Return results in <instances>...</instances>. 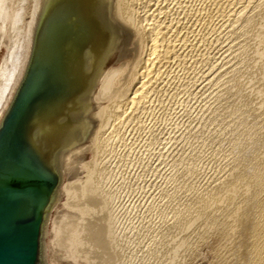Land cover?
Wrapping results in <instances>:
<instances>
[{"label":"water","instance_id":"1","mask_svg":"<svg viewBox=\"0 0 264 264\" xmlns=\"http://www.w3.org/2000/svg\"><path fill=\"white\" fill-rule=\"evenodd\" d=\"M148 0H0V264H125L105 235Z\"/></svg>","mask_w":264,"mask_h":264},{"label":"rangeland","instance_id":"2","mask_svg":"<svg viewBox=\"0 0 264 264\" xmlns=\"http://www.w3.org/2000/svg\"><path fill=\"white\" fill-rule=\"evenodd\" d=\"M150 1H147L145 7L147 11L144 9L146 15L152 13V10L156 12L159 9L157 6L161 8L163 4L162 8L168 10L166 12L169 14L165 22H171L170 27H173L174 21L179 20L175 25L177 32L173 33L172 39L176 37L177 41L173 39L175 44L184 39L180 42L182 45H179L184 46V49L180 50L179 61L173 59L170 66L162 69L164 71L159 76L162 78L154 85L152 95L149 94L136 110L127 111L125 119L119 122L121 130L117 134L118 145L108 198L109 214L112 217L110 220L114 221L110 222L113 226L111 229L123 244L122 255L129 262L127 264H253L255 257L252 256L256 255L251 246V224L256 219L254 208L257 201L254 198L256 195H252L255 193L252 189L257 186L252 181L255 168L258 167L256 164L264 154V92L260 89L264 87V41L261 39L262 34L257 33L263 32L264 7L258 13L251 11L257 2L251 5L247 3V6L244 4L247 0ZM152 6L157 8L152 9ZM251 13L255 22L251 21ZM258 14L263 16L260 18ZM236 15L240 16L237 18ZM248 23H253L255 28L250 34ZM250 35H255L260 41ZM254 41L258 44L257 48ZM259 47L263 51L261 60L259 54L262 52H257ZM255 54L259 59H255ZM254 62H258L259 70L258 67L253 68L256 66ZM234 175L240 178L238 183L242 194L237 190L238 194L235 192L234 196L229 195L231 205L236 208L230 205L224 210L231 214V230L224 236L225 240L223 236L214 233L215 226L211 225L210 228L208 220H201L203 224L197 218L193 220L199 225L192 220L190 224L193 225L188 226L191 230L184 228L186 234L183 233V227L175 223L180 215L178 213H188L186 210L190 205L193 208L195 197L214 187L219 189L220 184L223 186L224 181ZM251 183L255 188H252ZM233 199L237 200L236 203L242 202V208L239 204L235 205ZM221 210L215 213L214 210L213 214L217 215ZM173 225L179 227L177 230L182 228L180 234ZM208 231L214 234L206 233ZM207 234L209 237H205ZM200 235L206 238L203 239L205 242L198 239Z\"/></svg>","mask_w":264,"mask_h":264},{"label":"bare ground","instance_id":"3","mask_svg":"<svg viewBox=\"0 0 264 264\" xmlns=\"http://www.w3.org/2000/svg\"><path fill=\"white\" fill-rule=\"evenodd\" d=\"M155 1V0H154ZM183 1V0H182ZM216 1V0H215ZM217 1H219V0H217ZM239 1V0H238ZM152 2V0L150 1V3ZM213 2V1H212ZM241 2V1H240ZM244 2V1H243ZM253 2H257V4H252V5H254V6H252V9H251V11L253 12V11H257L258 13H260V11H261V9L264 7V0H247V2L246 3H244V4H246L247 5V3L248 4H250V3H253ZM179 3V2H178ZM221 3H223V2H221ZM220 3V4H221ZM228 3V2H227ZM156 4H158V3H156ZM225 4V3H224ZM155 5V4H154ZM163 5V4H162ZM162 5H161V8H160V6L158 5L157 7H159V9L158 10H156V12L154 11V10H152V13H150V14H148V15H146V11L144 10L143 11V13H142V15H141V19H140V21H139V24H138V27H137V29H136V33H135V35H134V37H133V39H132V41H131V43H130V46H129V48H130V51H129V56H128V61H127V63H128V66H127V70H126V75H125V78H126V81H125V86H124V91H123V93H124V96H123V101H122V105H121V108H122V110H121V115H120V120H119V122L122 120V119H125L124 117H125V115H127L126 114V112L127 111H129L130 110V112H131V110L133 111V110H136L137 109V106L138 105H141V103L144 101V100H146V98L149 96V94H151V91H153V88H154V85H156V83H157V81L158 82H160L159 80L162 78H160L159 76H160V74H161V72L162 71H164V70H162V69H164V68H166V66L168 65V66H170L169 64L171 63V61L173 60V59H176L177 61H179L180 60V58H181V54H180V50H182V49H184L183 47H179V45L181 46L182 44V42H183V37H181L183 40H182V42H181V40H179V42H177V44H175L173 41L176 39V37H175V39L173 40L172 39V36H174V34H175V32H177L176 31V29H178L177 27H175V25H177L176 23H178L179 22V20H177L178 22H176V21H174L175 23H173L174 25H173V27H170V24H171V22H170V24H169V22L168 23H166L165 21H166V19H167V14H168V12H166V11H168V10H164L163 8H162ZM183 5V4H182ZM218 5H219V3H218ZM246 5H244L245 7V9L247 10V6ZM251 5V4H250ZM178 6H179V4H178ZM149 7H150V5H149ZM153 7V6H152ZM156 7V6H155ZM156 7V8H157ZM164 7V6H163ZM190 7V6H189ZM212 7V6H211ZM224 7V6H223ZM156 8H152V9H156ZM166 8H168V6L166 7ZM169 10H170V8H168ZM173 9V8H172ZM242 9V11H244L243 10V7L241 8ZM149 10V9H148ZM151 10V9H150ZM178 10V9H177ZM199 10V9H198ZM264 10V9H263ZM153 11H154V13H153ZM173 11V10H172ZM215 11V10H214ZM250 11V10H249ZM249 11H247V12H249ZM150 12V11H149ZM188 12V11H187ZM195 12V11H194ZM201 12V11H200ZM208 12V11H207ZM239 12H240V10H239ZM256 12V13H257ZM263 12V11H262ZM172 13V12H171ZM193 13V12H192ZM237 13H238V11H237ZM191 14V13H190ZM201 14V13H200ZM212 14V13H211ZM239 14V13H238ZM169 15V14H168ZM173 15L174 16H176L175 14H174V12H173ZM172 15V16H173ZM181 15V14H180ZM188 15V14H187ZM251 15V18H253L252 17V13L250 14ZM262 14H258V16H260V18L264 15V13H263V15L261 16ZM170 16H171V14H170ZM173 16V17H174ZM195 16V15H194ZM201 16V15H200ZM224 16V15H223ZM230 16V15H229ZM237 16V15H236ZM238 16H240V15H238ZM238 16H237V18H238ZM254 16V15H253ZM178 17V16H177ZM176 17V18H177ZM207 17V16H206ZM211 17V16H210ZM216 17V16H215ZM264 17V16H263ZM169 18V17H168ZM185 18V17H184ZM226 18H228V17H226ZM235 18V17H234ZM256 18H257V16H256ZM170 19V18H169ZM178 19V18H177ZM186 19V18H185ZM193 19V18H192ZM240 19V18H239ZM258 19V18H257ZM263 19V18H262ZM200 20V19H199ZM228 20V19H227ZM236 20V19H235ZM253 20H254V22H255V18H253V19H251V21L253 22ZM144 21H147V23H143ZM186 21V20H185ZM238 21V20H237ZM259 21V19L257 20V22ZM261 21H263V20H261ZM203 22V21H202ZM236 22V21H235ZM191 23V22H190ZM262 23H264V21L262 22ZM261 23V24H262ZM196 24V23H195ZM207 24V23H206ZM172 25V24H171ZM248 25H250V23H248ZM202 26V25H201ZM212 26V25H211ZM244 26V25H243ZM247 26V25H246ZM255 26H258V25H255ZM260 26V25H259ZM245 27V26H244ZM243 27V29H245ZM253 23H251V25H250V27L249 26H247V28H249V32H248V34H250L251 33V31L252 30H254L255 31V28L253 29ZM261 27H263V28H261ZM261 27H259V29L261 28V30H263V32L261 31V33L259 34V32H257L258 33V35H261L262 34V36H263V38H261V39H263L262 41H264V25L263 26H261ZM180 28V27H179ZM258 28V27H257ZM243 29H241V31L243 30ZM259 29H258V31H259ZM181 30V29H180ZM185 30V29H184ZM190 30V29H189ZM245 30H247V29H245ZM182 32V31H181ZM243 32L244 33H246L247 34V32H245L244 30H243ZM174 33V34H173ZM176 34H178V33H176ZM212 34V33H211ZM253 34V33H252ZM256 35V34H255ZM253 36L254 38L257 36ZM177 36V35H176ZM248 36V35H247ZM249 37V36H248ZM250 37H251V35H250ZM253 37H251V38H253ZM258 37V36H257ZM257 37H256V39H257ZM186 38V37H185ZM253 38V39H254ZM256 39H255V41H256ZM187 40V39H186ZM258 40V39H257ZM175 41H177V40H175ZM193 41V40H192ZM254 41V42H255ZM258 41H260V40H258ZM261 41V42H262ZM181 42V43H180ZM185 42V41H184ZM250 42V41H249ZM251 42H252V40H251ZM253 43V42H252ZM256 43V42H255ZM186 44V43H185ZM184 44V45H185ZM248 44V43H247ZM251 44V43H250ZM250 44H248V45H250ZM254 44V43H253ZM257 44V43H256ZM255 44V45H256ZM262 44V43H261ZM259 45V46H263L264 45V42H263V45ZM248 45H247V48L249 49V47H248ZM192 46V45H191ZM251 46H252V44H251ZM250 46V47H251ZM257 46H258V44L255 46L256 48H257ZM179 47V48H178ZM186 47V46H185ZM253 47V46H252ZM196 48V47H195ZM200 48V47H199ZM262 48H264V46L262 47ZM250 50H252L251 48H250ZM262 49L259 47V50L257 51L258 53H259V51L260 52H262L261 54H259V56L261 57L260 58V60L261 59H263L262 57L264 56L263 55V51H261ZM255 51V52H256ZM182 52V51H181ZM253 52V51H252ZM254 53V52H253ZM183 54V53H182ZM189 54V53H188ZM187 55V54H186ZM256 55V60L257 59H259L258 57L259 56H257V54H255ZM261 55H263V56H261ZM197 58V57H196ZM190 60V59H189ZM175 61V60H174ZM173 61V62H174ZM263 62H264V60H262ZM258 62H259V60H258ZM258 62H254V63H256V66H254L253 68H255V67H258V70H259V67L262 65V63H261V61L259 62V64H260V66L258 65L257 66V63ZM182 63V62H181ZM184 63V62H183ZM252 64V63H251ZM264 64V63H263ZM176 65V64H175ZM184 65V64H183ZM174 67V66H173ZM255 69H257V68H255ZM167 70H168V67H167ZM166 72V71H165ZM163 73V72H162ZM170 74V73H169ZM162 75V74H161ZM167 75V74H166ZM173 75V74H172ZM171 75V76H172ZM177 77V76H176ZM249 82V81H248ZM247 83V82H246ZM250 84H252V82H250ZM249 84V85H250ZM158 85V84H157ZM245 86V85H244ZM256 86H258V84L256 85ZM253 87V86H252ZM261 87H262V85H261ZM248 88H250V86H248ZM157 89V88H156ZM167 89V88H166ZM244 89V88H243ZM246 89H247V87H246ZM245 89V90H246ZM263 92H264V87H263V89L262 88H260ZM259 89V90H260ZM260 90V91H261ZM155 91V90H154ZM153 91V92H154ZM159 94V93H158ZM173 94V93H172ZM264 94V93H263ZM152 95V94H151ZM150 95V96H151ZM169 95H171V94H169ZM257 95V94H256ZM258 96V95H257ZM256 96V97H257ZM149 99H150V97H149ZM152 99V98H151ZM261 99V98H260ZM148 101V100H147ZM147 101H145L146 103H148ZM146 103H143L144 105L146 104ZM149 105V104H148ZM153 105V104H152ZM143 106V105H142ZM141 106V107H142ZM150 109V108H149ZM150 111V110H149ZM137 112V111H136ZM128 113V112H127ZM131 114V113H130ZM130 117V116H129ZM133 117V116H132ZM145 117V116H144ZM134 118V117H133ZM132 120V119H131ZM139 120V119H138ZM137 120V121H138ZM128 121V120H127ZM130 122V121H129ZM122 123V122H121ZM143 123V122H142ZM125 124H127V123H125ZM149 124V123H148ZM121 125V124H120ZM120 125H119V128H120ZM138 125V124H137ZM126 127H127V125H126ZM120 130L121 129H119L118 130V132L120 133ZM130 130V129H129ZM137 130V129H136ZM120 136V135H119ZM120 139V138H119ZM119 141V140H118ZM122 141V140H121ZM118 145V144H117ZM116 149H117V147H116ZM261 152H263V151H261ZM260 152V153H261ZM117 155V154H116ZM122 158V157H121ZM118 161V160H117ZM256 161V160H255ZM257 162V161H256ZM258 164H256L257 166V168H255L256 169V171L254 172L255 174L253 175L254 176V178H253V181H252V183L255 185V187H256V189H252V190H254L255 191V193H253L252 195H253V197L256 195V197H254L255 198V201H257L256 202V205H255V208H254V210L256 211V216H255V221L251 224L252 225V237H251V242L253 243V245H251L252 246V249H253V254L254 255H256V256H252V257H255V259H254V261H253V264H264V154L261 156V158H260V160L257 162ZM115 171V170H114ZM189 171V170H188ZM187 171V172H188ZM231 171V170H230ZM185 172V171H184ZM236 174V173H235ZM242 174V173H241ZM186 175V174H185ZM195 175V174H194ZM240 175V174H239ZM187 176V175H186ZM182 177V176H181ZM187 177H190V176H187ZM193 177H195V176H193ZM241 177V176H240ZM186 178V177H185ZM197 178V177H196ZM239 177H237L236 175H234L231 179H228V181H224V184H223V186L220 184L219 186H221V187H219V189L217 188V189H214V188H216V187H212L213 189L212 190H210V191H206L207 193H204V194H202V195H198L197 196V198L195 197V199L196 200H194L195 202L193 203L194 204V206H193V208H191V205H190V207L189 208H187V210H186V212H188V213H186V214H184V212H183V214L182 213H178V214H180V215H176L177 213L174 211V213H176L175 215L177 216V218H176V222L175 223H177L176 225H178V226H182L183 227V229L182 230H184V228H189L188 226H192L193 224H190V222L194 219L195 220V218H197V219H200L198 222H200L201 220H208V222H209V227L212 225V226H215L213 229H214V233L215 234H217L218 236L219 235H221V236H223L222 237V239L224 238V236H226V234H227V232H228V230H231L230 228H231V226H229V224H230V215H229V212L230 211H228L227 210V212L228 213H225L224 212V210H226L225 208H227V207H229L230 205H231V200L229 199L230 197H229V195H233L234 196V194H235V192H237V190H239L240 189V185H239V179H238ZM251 178V179H252ZM223 179V178H222ZM238 179V180H237ZM192 180V179H191ZM244 180V179H243ZM189 181V180H188ZM220 181V180H219ZM222 182V181H221ZM185 183H187V182H185ZM190 183H191V181H190ZM251 183V184H252ZM253 184H252V188L254 187L253 186ZM196 185V184H195ZM244 185V184H243ZM182 186H184V185H182ZM240 186V187H239ZM246 186V185H245ZM254 187V188H255ZM211 188V187H210ZM246 188H249V187H246ZM251 189V188H250ZM186 190V189H185ZM190 190V189H189ZM207 190V189H206ZM188 191V190H187ZM241 191H242V188H241ZM245 191V190H244ZM247 191H249V190H247ZM195 192H196V190H195ZM239 192H240V190H239ZM243 192V191H242ZM250 192H252L251 190H250ZM185 193V192H184ZM201 193V192H200ZM234 193V194H233ZM241 193V192H240ZM244 193V192H243ZM110 194V193H109ZM237 194H238V192H237ZM242 194V193H241ZM255 194V195H254ZM112 195V194H111ZM177 195V194H176ZM179 196V195H178ZM241 196H243V195H241ZM245 196V195H244ZM173 197H174V195H173ZM192 197V196H191ZM239 197V196H238ZM236 198V197H235ZM242 198V197H241ZM240 198V201L242 200ZM246 198H247V196H246ZM254 198H252V199H254ZM237 199V198H236ZM248 199H249V197H248ZM238 200V199H237ZM237 200L235 201L234 199H233V201H235L234 203H235V205L236 204H239L240 205V207H241V204H242V202H241V204H240V202H238V203H236L237 202ZM110 201V200H109ZM113 201V200H112ZM181 201V200H180ZM192 201V200H191ZM243 201V200H242ZM244 202V201H243ZM178 203V202H177ZM189 204V203H188ZM254 204V203H253ZM116 205V204H115ZM183 206V205H182ZM231 206H234L233 204L231 205ZM181 207V206H180ZM186 207V206H185ZM239 206H238V208H240ZM110 208V206H109V203H108V208H107V218H106V223H105V227H104V229H105V235L107 236V238H108V240L110 241V243L113 245V247L116 249V251L118 252V254H119V256L121 257V259H123V255H122V245L123 244H121V242H120V240L118 239L119 237H117V236H115L116 234H114V232H113V229H111L112 227H111V223L110 222H112L111 220H110V214H109V209ZM154 208V207H153ZM177 208V207H176ZM231 208V207H230ZM232 208H236L235 206L234 207H232ZM242 208V207H241ZM174 209V208H173ZM221 210L220 211V213H218L217 215H214L213 214V211H214V213L217 211V210ZM228 209V208H227ZM176 210V209H175ZM232 211H233V209H231ZM240 210V209H239ZM180 212V211H179ZM219 212V211H218ZM224 212V213H223ZM234 212L235 213H238L237 211H235L234 210ZM233 212V213H234ZM240 212H242V211H240ZM112 213V212H111ZM174 216V215H173ZM208 216H209V218H208ZM253 216V215H252ZM169 217V216H168ZM172 217V216H171ZM175 217V216H174ZM173 217V218H174ZM112 218V217H111ZM172 218V219H173ZM232 218H233V216L231 217V221H233L232 220ZM196 219V220H197ZM254 219V218H253ZM193 220V222H196V221H194ZM114 222V221H113ZM192 222V223H193ZM198 222H196L197 223V225H199L198 224ZM202 222V221H201ZM200 222V223H201ZM172 223V222H171ZM203 223V222H202ZM204 224V223H203ZM205 226L207 227L208 226V224L205 222ZM231 224H233V222L231 223ZM171 225V224H170ZM194 225H196L195 223H194ZM202 225V224H201ZM200 225V226H201ZM203 227H204V225H202ZM212 226L210 227V228H212ZM163 227V226H162ZM173 227H175V225H173ZM195 227V226H194ZM204 228V229H208V228ZM170 228V227H169ZM178 229L179 227H175V229ZM193 228V227H192ZM200 228V227H199ZM209 228V229H210ZM170 229H172V228H170ZM176 229V230H177ZM180 229V230H181ZM190 229V228H189ZM208 229V230H209ZM212 229V230H213ZM233 229V228H232ZM180 230H177L178 231V233L180 232ZM181 230V231H182ZM191 230V229H190ZM193 230H195V228L193 229ZM199 230V229H198ZM197 230V231H198ZM251 230V229H250ZM118 231V230H117ZM167 231V230H166ZM204 231V230H203ZM168 232V231H167ZM171 232V231H170ZM176 232V231H175ZM185 232V230L183 231V233ZM189 232V231H188ZM195 232H196V230H195ZM200 232V231H199ZM205 232V231H204ZM203 232V233H204ZM212 232V231H211ZM211 232H206V233H211ZM178 233H173L174 235L176 234V235H178L179 236V234ZM182 232H181V234H183ZM193 233V232H192ZM201 233H202V231H201ZM200 233V234H201ZM214 233H211V234H214ZM229 233V232H228ZM161 234H163V233H161ZM185 234H186V232H185ZM195 234V233H194ZM197 235H199L198 233H196ZM208 234L207 235H205V237H207L208 236ZM171 235V234H170ZM193 235V234H192ZM202 235V234H201ZM198 236L199 238L198 239H204L205 237H202V236ZM204 235V234H203ZM124 236V235H123ZM169 236V235H168ZM182 236V235H181ZM214 237L216 236V235H213ZM228 236V235H227ZM161 237V236H160ZM164 237V236H163ZM167 237V236H166ZM170 238H173V236L171 237V236H169ZM186 237V236H185ZM189 237H190V234H189ZM209 237V236H208ZM217 237V236H216ZM123 238V237H122ZM180 238V237H179ZM183 238V237H182ZM192 238H194V237H192ZM175 239V238H174ZM206 239V238H205ZM177 240V239H176ZM180 241H181V238L179 239ZM185 240H187V239H185ZM191 240V239H190ZM194 240H195V238H194ZM224 240H225V238H224ZM248 240V239H247ZM169 241V240H168ZM171 241V240H170ZM189 241V240H188ZM192 241V240H191ZM191 241H189V242H191ZM204 241V240H203ZM215 241V240H214ZM222 241V240H221ZM250 241V240H249ZM199 242V241H198ZM197 242V243H198ZM200 242H202L201 240H200ZM205 242V241H204ZM224 242V241H223ZM222 242V243H223ZM181 243V242H180ZM193 243V242H192ZM207 243V242H206ZM221 243V244H222ZM175 244V243H174ZM174 244H172V245H174ZM185 244V243H184ZM189 243H187V245H188ZM193 244H195V243H193ZM203 244V243H202ZM208 244V243H207ZM181 245V244H180ZM193 246V245H192ZM197 246V245H196ZM219 246H222V245H220L219 244ZM179 247V246H178ZM184 247V246H183ZM195 247V246H194ZM223 247V246H222ZM169 248V247H168ZM171 248H173V247H171ZM185 248V247H184ZM189 248V247H188ZM187 248V249H188ZM127 249V248H126ZM163 249V248H162ZM166 250V249H165ZM168 250H171V249H168ZM252 251V250H251ZM169 252V251H168ZM171 252V251H170ZM215 252H217V251H215ZM179 253V252H178ZM177 253V254H178ZM181 253H182V250H181ZM164 254V253H163ZM176 254V253H175ZM184 254V253H183ZM218 254V253H217ZM219 255V254H218ZM124 256H126V254L124 255ZM191 256V255H190ZM178 257V256H177ZM216 257V256H215ZM167 258V257H166ZM175 258V260H176V257H174ZM179 258H180V256H179ZM185 258V257H184ZM190 258V257H189ZM125 259V258H124ZM123 259V261H124V263L125 264H127V260H124ZM178 259V258H177ZM179 260V259H178ZM217 260V259H216ZM218 260H221V259H218ZM222 261V260H221ZM184 262V261H183ZM218 262V261H217ZM220 262V261H219ZM129 263V262H128ZM175 263V262H174ZM185 264V263H184ZM218 264V263H217ZM222 264V263H221Z\"/></svg>","mask_w":264,"mask_h":264}]
</instances>
